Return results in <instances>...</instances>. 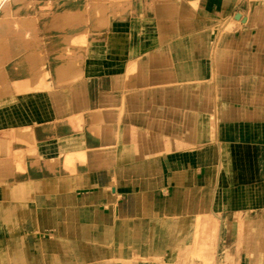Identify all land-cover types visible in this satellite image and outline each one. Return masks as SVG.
<instances>
[{
	"label": "crops",
	"instance_id": "0c3cea01",
	"mask_svg": "<svg viewBox=\"0 0 264 264\" xmlns=\"http://www.w3.org/2000/svg\"><path fill=\"white\" fill-rule=\"evenodd\" d=\"M186 1L159 0L151 8L158 38L140 40L139 70L127 87H119V62L98 61L103 38L97 31L84 49L96 61L86 66L79 87L2 88L0 133L6 134L0 138L22 153L20 143L32 139L35 154H0V264L163 263L178 240L183 243L185 223L206 217L225 222L223 264H233L232 255L234 264H264V7H252L254 18L239 12L245 22H233L234 13V32L217 34L211 16L228 20L231 0H195V12ZM107 28L109 42L115 41L116 20ZM169 32L182 37L169 44ZM217 79L231 82L208 88L206 104L196 98V86L168 88ZM189 88L195 126H210L214 116L213 139L195 136L203 145L190 161L158 156L157 138L145 131L137 139L136 127H158V136L166 135L169 107L181 109L179 95ZM217 94L225 102L219 108ZM121 105L128 112L122 119ZM77 115L84 121L79 131L72 128ZM90 148L73 172L71 154ZM215 154L249 157L260 178L248 186L247 166L240 163L220 179ZM249 191L259 199H249Z\"/></svg>",
	"mask_w": 264,
	"mask_h": 264
},
{
	"label": "rangeland",
	"instance_id": "374dc122",
	"mask_svg": "<svg viewBox=\"0 0 264 264\" xmlns=\"http://www.w3.org/2000/svg\"><path fill=\"white\" fill-rule=\"evenodd\" d=\"M111 1L0 0V91H2V88H13V93L17 92L16 89L27 93H46L58 87H79L81 82L84 81L86 66L90 65L91 61H96L90 57L88 58L86 53L84 56V49L90 46L88 37L91 35V32L97 31H99V34L103 38L100 43L102 45L100 49L101 58L98 61H103L108 64H111L113 60L119 62L121 70L119 87L121 89L127 87L128 82L133 78L137 70H139L137 66L138 62L134 63V61H139L142 58L143 53L139 49L140 40L145 38H158L159 31L151 21L154 19L150 10L159 0ZM175 1L179 2L181 0ZM186 4L194 12L197 9L195 0H187ZM257 6L264 7V0H231V14L228 20L218 15L216 17L211 16V25H213L215 33L219 34L222 32L224 34L234 32L233 26L235 24L231 23L234 13H237V17H235L236 15L234 16L233 22H245L244 17L239 12H245L249 17L252 16L254 18L256 15H251L254 12L252 7ZM258 17H263V15H258ZM111 20H116L119 27L116 31L118 38L113 42H109L108 40L110 34L107 26ZM75 21H77L78 25ZM78 26L81 28L80 30H78ZM181 37L182 34H176L175 32L174 35L173 32H169L168 43L175 44L177 39ZM134 44L135 47H132ZM152 49H159V47ZM167 49L168 51L166 48L164 50H166L167 54H170L169 48ZM129 60H133V63L128 62ZM174 66V63L170 66V69L173 71ZM59 67H62V73L65 71L67 75L62 74L60 72L61 68L59 69ZM64 67L66 68L64 69ZM66 69L70 70H68L72 74L70 77ZM229 82L231 81L217 79L215 84L212 83L210 85L207 82L170 83L168 84V88L178 86L195 88L196 86L201 89V95L196 96V98H199L201 104H206L208 102V88H213L215 85V88L218 90ZM110 85L105 86L111 87ZM2 96L6 98L9 95L5 93ZM179 97L184 99L183 106L181 109H172L171 106L169 107L166 135L158 136V127H136V138H143L145 131H150L153 139L157 138L155 149H157L156 154L158 156L161 154L173 158L184 157L186 161H190L195 156V149L203 145L202 143H195V136L197 138L199 134H205L206 138L213 139L216 129L214 127L215 118L211 116V120L209 121L211 123L210 126L205 125L197 128L195 126V123L197 125V121H195V110L187 106V103H190L187 101L195 100V95L193 96L191 94V89L189 88L183 91ZM223 99L222 95H215L217 108L225 103L222 101ZM200 111L201 114H204V111ZM145 113L150 112L137 111V115L140 116H144ZM158 113L159 111H157ZM119 114L121 119L128 114L122 105ZM81 118L79 115L73 116V130H81L82 124L84 123ZM205 119H207V116ZM11 131L15 139L17 137L15 135L17 132L16 127H13ZM139 131L142 134H138ZM0 134L4 135L6 133L3 131ZM156 134L157 137H154ZM160 140L163 141L161 148L159 146ZM20 144L25 148L23 153L22 150L17 152L13 149L14 144L3 143V140L0 138V154L4 156L8 154H35L32 139L25 143L21 142ZM91 150L93 148L86 150L79 149L77 152L71 154L69 161L72 164L73 172H75L76 165L86 163L87 160L84 156L91 152ZM215 155L217 158L216 167L221 171L219 175L220 179L227 176L226 174L229 172L228 168L231 164L233 168H239L240 163L241 165L246 164L247 166L246 177L248 186H251L256 179L260 178L256 177L257 171L254 166L252 168V160L249 157L247 159H239L234 158V154ZM261 179H264V176ZM250 192L248 194L249 199L253 202H255V199H259L254 191ZM226 230L225 222H220L217 218H197L196 221L192 220L188 224L185 223L183 243L178 240V245L175 249L172 248V250H169L167 260L163 263H159L156 260L152 264H223L224 236ZM235 230H237V236L240 237L242 232L240 223L235 227ZM174 241L171 240L169 244ZM227 244L229 245V240ZM238 246L239 243L237 244ZM228 260L230 259L228 258ZM231 261L234 264L235 260L233 255L231 256ZM103 264H108V262H104ZM109 264H112V262H109ZM120 264H129V262H122Z\"/></svg>",
	"mask_w": 264,
	"mask_h": 264
},
{
	"label": "bare ground",
	"instance_id": "6f19581e",
	"mask_svg": "<svg viewBox=\"0 0 264 264\" xmlns=\"http://www.w3.org/2000/svg\"><path fill=\"white\" fill-rule=\"evenodd\" d=\"M235 17H237V15H236ZM74 18H75V17H74ZM77 18H78V17H77ZM80 18H81V17H80ZM74 20H75V19H74ZM79 20H80V19H79ZM25 21H26V20H25ZM73 22H74V21H73ZM75 22H76V24H77V21H75ZM77 25H78V24H77ZM77 25H76V26H77ZM78 27H79V26H78ZM74 28H75V27H74ZM80 29H81V28L79 27L78 30H80ZM78 30H77V31H78ZM77 33H80V32H77ZM16 50H17V49H16ZM17 51H19V50H17ZM20 51H21V50H20ZM68 63H69V62H68ZM69 64H70V63H69ZM67 65H68V64H67ZM64 66H65V65H64ZM62 67H63V66H62ZM62 67H59V69L61 68V70H60L61 73H62ZM72 67H73V66H72ZM65 68H66V67H64V69H65ZM68 68H69V67H68ZM66 70H67V69H66ZM68 70H69V69H68ZM68 70H67V72L69 73L70 70H69V71H68ZM71 72H72V70H71ZM72 73H73V72H72ZM62 74H65V71H64V73H62ZM69 74H70V73H69ZM65 75H67V74H65ZM71 75H72V74H70L69 77H70ZM57 77H59V76H57ZM69 79H70V78H69ZM71 83H72V82H71ZM81 154H82V153H81ZM79 155H80V153H79ZM72 157H73V156H72ZM78 159H80V158H78ZM82 159L84 160V158H82ZM83 160H82V161H83ZM72 163H73V162H72Z\"/></svg>",
	"mask_w": 264,
	"mask_h": 264
}]
</instances>
